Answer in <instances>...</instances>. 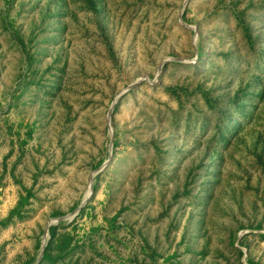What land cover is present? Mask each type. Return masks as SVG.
<instances>
[{
	"label": "rangeland",
	"instance_id": "374dc122",
	"mask_svg": "<svg viewBox=\"0 0 264 264\" xmlns=\"http://www.w3.org/2000/svg\"><path fill=\"white\" fill-rule=\"evenodd\" d=\"M0 264H264V0H0Z\"/></svg>",
	"mask_w": 264,
	"mask_h": 264
}]
</instances>
